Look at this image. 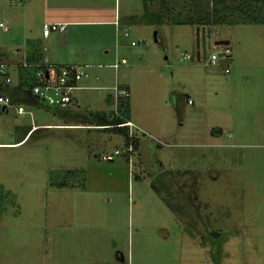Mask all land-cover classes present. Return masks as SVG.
<instances>
[{
  "label": "rangeland",
  "instance_id": "1",
  "mask_svg": "<svg viewBox=\"0 0 264 264\" xmlns=\"http://www.w3.org/2000/svg\"><path fill=\"white\" fill-rule=\"evenodd\" d=\"M40 1L0 0V65L4 52L19 59L31 11L28 29L44 36ZM161 1H117L118 15L134 19L121 29L129 63L118 80L130 75L150 120L132 155L103 159L127 147L115 129L62 125L118 118L97 67L82 66L89 78L79 84L90 82L72 112L0 103V264H264V23L149 22L148 5ZM77 28L52 33V56H72L65 36L96 38L97 25ZM222 39L233 60L205 61ZM10 77L0 73V94Z\"/></svg>",
  "mask_w": 264,
  "mask_h": 264
},
{
  "label": "crops",
  "instance_id": "2",
  "mask_svg": "<svg viewBox=\"0 0 264 264\" xmlns=\"http://www.w3.org/2000/svg\"><path fill=\"white\" fill-rule=\"evenodd\" d=\"M117 1L118 0H41L39 6H41V8L44 11L42 15L43 18L42 22H44V24L47 22H65L67 23V29L63 32H66L68 30L69 25L72 24L75 25L76 28L82 24L84 25L95 24L98 26V29L94 34L96 38H70V37L66 38L65 36L62 40V43L66 47V49H68L69 53L72 54V56H67V57L52 56L50 54L48 39L50 38L53 32L48 36L44 34V36L41 38L40 36L34 34L32 29H28L27 24H29L32 27L36 24V20H37L35 16L36 13L31 11L28 15V18L22 17L24 32L28 34V36L30 37L25 38L23 44L17 47L16 53L20 56L19 59L18 60L10 59L9 55L5 52L4 54H2L3 55L2 61L3 60L5 61V62L3 61V63L5 64V69L8 72V75L10 76L11 72L12 73L15 72V74L17 75V81L11 84V87L7 86V93H1L0 95H9L12 98L11 104H13L14 102L44 103V101H42L40 98L32 95L31 87H28V93H26L27 96L25 98L24 97L13 98L11 93L9 94L10 90L18 86L21 78L20 77L21 70L24 67L38 68V70L40 69L39 72L42 70H46V68L48 67H62L66 65H78L81 68L82 66L89 68L97 67L99 69H102L99 70L100 76L97 75V78L99 79L101 78V83H102V85H100V87L98 88H113L116 84H119L121 86L127 87L130 90L131 96L125 102V105L128 106V110H129V115L127 119L132 120L137 126L132 128V131L137 129L139 133L137 136L134 133V137L141 139L140 133H144V124L149 125L148 122L150 120L143 118V115L138 111L141 105H139L138 100H136V98L134 97L135 95L134 90H136V85L134 86L132 85V83L134 84V80L130 79V75L128 74L123 75L124 76L123 82H120L118 80L119 79L118 73L120 72L122 65L129 63V58L127 57L128 55L125 54L126 50H124V47L126 46V42L123 44L122 43L123 38L120 37L121 29L127 28V24L131 23L130 20L134 21V19L130 17L131 15L128 16L127 18L118 15ZM2 27L4 29H8V27L5 24ZM78 29L79 28H77V30ZM114 35H116L117 38H115ZM45 40H47V45H45ZM84 46L87 47L83 48ZM145 49H148V47ZM74 54L75 56H73ZM198 58L200 59L199 56ZM122 59H124L125 61H121ZM231 60H233V57ZM118 61H121V63L119 64L118 67H116L115 64ZM221 61H225V60H221ZM225 62L228 63L229 61H225ZM8 66L9 69L7 70L6 67ZM109 68L114 69V77H115L114 85H111L112 81H110V78L112 72H110ZM84 71L87 73L88 75L87 77L89 78L88 72L86 70ZM82 81L83 80H81V82L79 83L81 84ZM11 82L12 79L9 83L8 82L6 83L10 84ZM89 82L90 79H86L85 80L86 85L79 84L78 89L87 88L89 86L87 85ZM189 96L190 95L187 94V97ZM111 98H113V93L109 94V99L111 100ZM78 104H79V99L75 96L74 93V100L72 104L67 108H60V109H66L68 110L67 112H72L73 108L76 107ZM3 108L5 109L7 108V106H4ZM100 116L105 117V119L107 118L106 115L97 114L96 115L97 121L95 123H77V124L67 123L62 125L86 127L89 129L91 128L101 129L102 127H97V126H103V125H99V123L101 122ZM48 125L50 126L52 124H48ZM37 126L38 125H33V129H35ZM26 134L19 137L17 141L26 138L28 136ZM16 142H14V144H18ZM122 260H125L124 257H122Z\"/></svg>",
  "mask_w": 264,
  "mask_h": 264
},
{
  "label": "trees",
  "instance_id": "3",
  "mask_svg": "<svg viewBox=\"0 0 264 264\" xmlns=\"http://www.w3.org/2000/svg\"><path fill=\"white\" fill-rule=\"evenodd\" d=\"M156 6L157 10L149 9L153 7L152 5H148L149 8H147L146 14L152 23H160L166 20L172 24L192 23L198 28L224 24L264 23V0H162L159 5L156 2ZM151 10L155 11L153 14L156 18H150L153 17L151 14L149 17L148 12L152 13ZM39 70L30 67L22 68L18 86L9 91L13 98H25L27 96L28 87L34 86L37 82ZM122 110L125 118H127L129 115L128 106H123ZM123 120L120 117L110 120L100 116L99 125H106L107 127L102 128H111L123 133L127 146L132 143L136 149L140 139L131 136L128 126L118 125ZM32 130L33 126L26 135ZM26 138L16 143H20Z\"/></svg>",
  "mask_w": 264,
  "mask_h": 264
},
{
  "label": "built area",
  "instance_id": "4",
  "mask_svg": "<svg viewBox=\"0 0 264 264\" xmlns=\"http://www.w3.org/2000/svg\"><path fill=\"white\" fill-rule=\"evenodd\" d=\"M1 26H4L3 23H0ZM67 29V23L65 22H50L46 23L44 26V34L46 36L50 35L52 32L58 31L63 32ZM129 32L126 31L125 35L129 36ZM133 44H136L133 41ZM202 59L201 55H199ZM233 57V51L230 45H225V49L222 52H213L209 59L206 55L204 60H210L211 63L216 64L221 60L230 61ZM185 59L192 58L190 54H184ZM121 61H125L122 59ZM121 61H118L115 66L118 67ZM227 72L230 70L227 68ZM0 73L6 77V82L11 81V77L8 75V72L5 69V64L0 65ZM87 73L78 65H66L62 67H48L46 70H42L38 73L37 82L34 86L31 87V93L40 98L42 101L46 102L49 106L58 107V108H67L69 107L74 100V93L79 88V82L87 77ZM113 98L116 105L117 116L123 118V122L118 124L121 126H128L130 128L131 136H134L132 128L137 127L136 124L125 118L122 107L125 105V102L130 98V90L119 84H116L114 87ZM0 103L4 106H8L12 103V99L9 95H0ZM109 126V125H108ZM97 127H107L97 126ZM124 152H127L130 155L134 152V145L131 143L126 147L125 150L116 148L111 153L104 154L102 157L105 160L113 161L118 156L122 155Z\"/></svg>",
  "mask_w": 264,
  "mask_h": 264
},
{
  "label": "water",
  "instance_id": "5",
  "mask_svg": "<svg viewBox=\"0 0 264 264\" xmlns=\"http://www.w3.org/2000/svg\"><path fill=\"white\" fill-rule=\"evenodd\" d=\"M229 43H230V40H228V39L217 40V41L215 42L216 45H222V44L227 45V44H229ZM199 55H200V54H199Z\"/></svg>",
  "mask_w": 264,
  "mask_h": 264
}]
</instances>
